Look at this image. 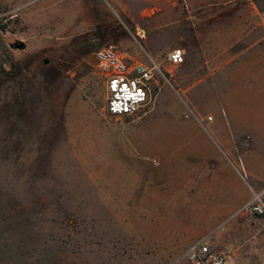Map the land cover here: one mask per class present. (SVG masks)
Wrapping results in <instances>:
<instances>
[{"label":"rangeland","instance_id":"1","mask_svg":"<svg viewBox=\"0 0 264 264\" xmlns=\"http://www.w3.org/2000/svg\"><path fill=\"white\" fill-rule=\"evenodd\" d=\"M85 1L77 30L67 0H0V264H176L199 237L232 250L228 264H257L264 245L245 240L259 223L240 208L264 183L258 134L223 110L229 139L217 142L216 120L185 111H220L194 106L176 79L109 114L94 43L120 46L100 40L104 15ZM263 9L251 0L253 19Z\"/></svg>","mask_w":264,"mask_h":264},{"label":"crops","instance_id":"2","mask_svg":"<svg viewBox=\"0 0 264 264\" xmlns=\"http://www.w3.org/2000/svg\"><path fill=\"white\" fill-rule=\"evenodd\" d=\"M91 1L97 5L95 12L104 15L96 18L105 30L100 40L115 39L126 57L166 65L167 52L174 46L182 48L184 61L174 67V80L183 84L180 87L195 102L194 106L220 111L216 118L212 115L207 120H216L210 132L217 142L226 143L229 139L223 126L224 110L235 127L246 125L250 132L258 134L255 139L264 148V25L262 16L252 18L251 0ZM85 3L67 0L68 28L85 27V19L83 23L76 19L84 16ZM121 26L125 30L117 36L114 29ZM103 43L106 42H95L94 46ZM159 80L153 79L152 83ZM263 186L264 183L251 185L250 191L245 190L250 193L243 203L253 189ZM249 215L259 224H253V232L245 242L263 246L264 221ZM257 250V264H264L262 250ZM226 251L231 259L232 250Z\"/></svg>","mask_w":264,"mask_h":264},{"label":"built area","instance_id":"3","mask_svg":"<svg viewBox=\"0 0 264 264\" xmlns=\"http://www.w3.org/2000/svg\"><path fill=\"white\" fill-rule=\"evenodd\" d=\"M264 25V9L262 12ZM96 66L105 78L106 110L111 115L132 114L149 98L152 80L162 78L165 81L174 80V67L184 61V51L179 46L172 47L165 56L166 65L154 60L150 63L136 61L126 57L117 45L103 43L93 50ZM185 115L193 114L199 119H210L199 115L192 105L186 104ZM240 210L247 214L259 216L264 221V186L253 189L247 201ZM264 257V248L262 250ZM185 261H176V264H228L229 252L217 249L212 242L199 237L194 239L186 248Z\"/></svg>","mask_w":264,"mask_h":264},{"label":"water","instance_id":"4","mask_svg":"<svg viewBox=\"0 0 264 264\" xmlns=\"http://www.w3.org/2000/svg\"><path fill=\"white\" fill-rule=\"evenodd\" d=\"M14 46H16V47H24L25 46V43L23 42V41H16L15 43H14Z\"/></svg>","mask_w":264,"mask_h":264}]
</instances>
